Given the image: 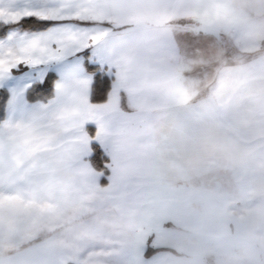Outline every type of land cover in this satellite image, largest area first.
<instances>
[{"label": "snow or ice", "instance_id": "obj_1", "mask_svg": "<svg viewBox=\"0 0 264 264\" xmlns=\"http://www.w3.org/2000/svg\"><path fill=\"white\" fill-rule=\"evenodd\" d=\"M153 19L165 22L134 3L0 0V264H183L166 243L177 220L154 193L183 171L175 137L209 166L221 142L128 36ZM242 118L226 108L228 123ZM234 215L256 225L264 264V189Z\"/></svg>", "mask_w": 264, "mask_h": 264}, {"label": "rangeland", "instance_id": "obj_2", "mask_svg": "<svg viewBox=\"0 0 264 264\" xmlns=\"http://www.w3.org/2000/svg\"><path fill=\"white\" fill-rule=\"evenodd\" d=\"M106 2L152 6L165 20L173 16L205 20V12H210V23L223 32L214 37L191 25L165 27L158 19L129 29L135 33L133 40L146 45L156 61L157 78L178 94L191 96L205 114L206 128L221 142L218 163L209 166L189 138H174L184 153L183 171L170 174L154 193L177 220L167 224L172 231L166 243L183 264H253L256 225L238 222L234 213L254 207L264 189V114L256 109L264 97V0ZM251 52L258 53L244 54ZM148 95L159 107L155 92ZM234 104L246 108V118L230 124L224 115Z\"/></svg>", "mask_w": 264, "mask_h": 264}, {"label": "trees", "instance_id": "obj_3", "mask_svg": "<svg viewBox=\"0 0 264 264\" xmlns=\"http://www.w3.org/2000/svg\"><path fill=\"white\" fill-rule=\"evenodd\" d=\"M171 24L172 26H179V27H187L188 25H191V26H196V25H199L201 24V22H198L195 18H190V17H182V18H177V19H173L169 22H166V24ZM201 33L203 34H208V31H211V29L207 30V29H204V28H200L198 29ZM212 35L214 37H219L220 35H223V32L221 31H217L216 29L212 31ZM262 50V49H261ZM264 50V49H263ZM240 53V52H239ZM258 52H251V53H244L245 55H248L250 54L251 56L253 54H257ZM96 87L97 89L99 90H102L106 87V84H104L102 81H98L97 84H96Z\"/></svg>", "mask_w": 264, "mask_h": 264}, {"label": "crops", "instance_id": "obj_4", "mask_svg": "<svg viewBox=\"0 0 264 264\" xmlns=\"http://www.w3.org/2000/svg\"><path fill=\"white\" fill-rule=\"evenodd\" d=\"M106 1H107V0H106ZM128 1H131V0H128ZM182 17L195 18L198 22H201V24L196 25L195 28H196V29L204 28V29H207V30L211 29V31H208V34H210V35H212V31L215 30L214 26H213L211 23H208V22H206V21L203 20V19H199V18L196 17V16H173V17H171V18L165 20V23H166V22H169V21H171V20H173V19L182 18ZM150 22H152V23H156V21H150ZM132 26H133V24H129V25H127L128 29H130V27L132 28ZM164 26H165V27H169V28H173V26H172L171 24H169V23H168L167 25L165 24ZM132 32H133V31L128 32V36H129L131 39H133L132 34H135L134 32H133V33H132Z\"/></svg>", "mask_w": 264, "mask_h": 264}]
</instances>
